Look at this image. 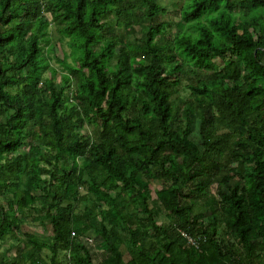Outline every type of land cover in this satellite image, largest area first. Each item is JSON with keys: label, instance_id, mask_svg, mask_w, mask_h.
<instances>
[{"label": "trees", "instance_id": "obj_1", "mask_svg": "<svg viewBox=\"0 0 264 264\" xmlns=\"http://www.w3.org/2000/svg\"><path fill=\"white\" fill-rule=\"evenodd\" d=\"M235 263L264 264V0H0V264Z\"/></svg>", "mask_w": 264, "mask_h": 264}, {"label": "rangeland", "instance_id": "obj_2", "mask_svg": "<svg viewBox=\"0 0 264 264\" xmlns=\"http://www.w3.org/2000/svg\"><path fill=\"white\" fill-rule=\"evenodd\" d=\"M163 1H166V2H171L172 0H163ZM172 7H170L169 9V12H168V17H169V20H173V18H175V15H173L174 13V10H175V6H173V10H171ZM176 9H179V8H176ZM176 20V19H175ZM175 26V25H174ZM137 29H139V27H136ZM51 31V37H52V40L54 43H57V46H56V51H55V56H58L59 58H62L63 57V53H64V50L69 53L70 52V49L68 46H66L65 44H61L59 43L58 41V37H59V34H57L56 30H54V27H53V24L52 26H50V29ZM175 30V27H172L171 28V31L173 32ZM171 33H169L170 35ZM51 64L52 65H55L57 68L61 69V65L60 63L56 60V58L53 56V59H51ZM86 128V126H85ZM191 137L196 141V142H199L200 141V135H199V132H198V126L196 124V126L193 127L192 129V134H191ZM152 184H153V187L156 189L157 187H159V183L158 181L156 180H152ZM211 192L212 193H215L217 192V188L215 185H212L211 187ZM152 196L153 198H156V194L155 192L153 191L152 192ZM157 219L159 222H162V221H165L166 220V217H165V214L163 212H161L160 214L157 215ZM22 229L24 232H34L35 234H38V235H47V234H50V228H47L45 227L44 225H41V224H38V223H33L32 220L31 222L30 221H25L24 222V226H22ZM99 245V244H97ZM103 245L101 244V247L104 248L106 247V244L103 242ZM95 249V248H94ZM106 253H108L107 251L105 250H99L98 252L96 251L95 252V261H99V260H102L104 259V257L106 256ZM125 256L127 257V254H125Z\"/></svg>", "mask_w": 264, "mask_h": 264}, {"label": "built area", "instance_id": "obj_3", "mask_svg": "<svg viewBox=\"0 0 264 264\" xmlns=\"http://www.w3.org/2000/svg\"><path fill=\"white\" fill-rule=\"evenodd\" d=\"M72 234L75 235L74 232H72ZM188 239H189V241H190L192 244H197V243L199 244V240L193 239V238H191V237H188ZM235 264H237V263H235Z\"/></svg>", "mask_w": 264, "mask_h": 264}]
</instances>
